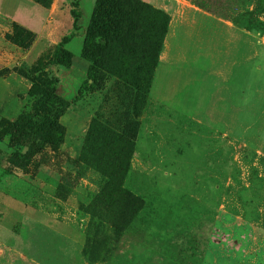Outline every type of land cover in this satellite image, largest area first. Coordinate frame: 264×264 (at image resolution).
<instances>
[{
  "label": "rangeland",
  "instance_id": "1",
  "mask_svg": "<svg viewBox=\"0 0 264 264\" xmlns=\"http://www.w3.org/2000/svg\"><path fill=\"white\" fill-rule=\"evenodd\" d=\"M93 1L4 6L27 28L0 16V120L29 104L22 73L72 34L69 68H50L69 102L62 144L6 173L0 142V264H264V0H138L142 52L110 46L100 87L76 98Z\"/></svg>",
  "mask_w": 264,
  "mask_h": 264
},
{
  "label": "trees",
  "instance_id": "2",
  "mask_svg": "<svg viewBox=\"0 0 264 264\" xmlns=\"http://www.w3.org/2000/svg\"><path fill=\"white\" fill-rule=\"evenodd\" d=\"M41 8H48L52 0H29ZM148 6L138 0H94L80 46V58L87 63L85 79L81 83L76 98L83 90L95 91L101 85L98 71L103 65L107 50L115 45L123 50L139 47L142 52V19ZM154 12V11H153ZM71 28L76 29L77 17L73 10ZM156 13V11L154 12ZM159 26H150V33L145 42L144 51L151 48L153 34ZM151 34V37H150ZM72 34L63 36L54 46L50 56L38 59L22 76L29 81L27 97L29 104L24 107L14 120H0V142L6 139V146L11 150L6 159V173L12 170L25 172L31 160L44 149L57 150L63 141V129L60 117L69 106V102L56 93L57 79L50 68H69L72 55L65 48ZM9 41L19 48H28L34 35L24 28L13 25L8 36ZM129 216L136 211L139 202L127 197ZM126 215V214H125ZM125 217L112 222L114 231L122 230L127 220ZM128 219V218H127Z\"/></svg>",
  "mask_w": 264,
  "mask_h": 264
},
{
  "label": "crops",
  "instance_id": "3",
  "mask_svg": "<svg viewBox=\"0 0 264 264\" xmlns=\"http://www.w3.org/2000/svg\"><path fill=\"white\" fill-rule=\"evenodd\" d=\"M18 0H0V16H4L6 17L7 19H9L10 21L24 27V28H27L23 25H21L20 23H18L17 21H15V17H13L12 15H5L3 12L4 11H8L4 6L8 7V6H11L12 5V2H17ZM22 1V0H21ZM24 1V0H23ZM25 1H29V0H25ZM6 2V4H4ZM31 2V1H29ZM45 10V9H44ZM46 11V10H45ZM87 24V23H86ZM86 26V25H85Z\"/></svg>",
  "mask_w": 264,
  "mask_h": 264
}]
</instances>
